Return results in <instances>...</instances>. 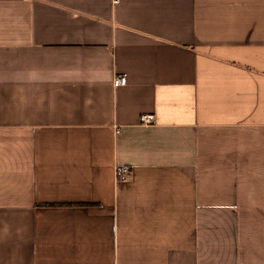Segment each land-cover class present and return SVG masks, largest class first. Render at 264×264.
Listing matches in <instances>:
<instances>
[{
    "label": "crops",
    "instance_id": "obj_1",
    "mask_svg": "<svg viewBox=\"0 0 264 264\" xmlns=\"http://www.w3.org/2000/svg\"><path fill=\"white\" fill-rule=\"evenodd\" d=\"M0 264H264V0H0Z\"/></svg>",
    "mask_w": 264,
    "mask_h": 264
},
{
    "label": "built area",
    "instance_id": "obj_2",
    "mask_svg": "<svg viewBox=\"0 0 264 264\" xmlns=\"http://www.w3.org/2000/svg\"><path fill=\"white\" fill-rule=\"evenodd\" d=\"M115 4L119 3L120 0H113ZM127 84V77L125 74H117L113 78V85L115 87L125 86ZM154 117L149 114H145L141 117V121L143 124H151ZM117 176L119 179H127L129 176V168L126 166H119L117 169Z\"/></svg>",
    "mask_w": 264,
    "mask_h": 264
}]
</instances>
